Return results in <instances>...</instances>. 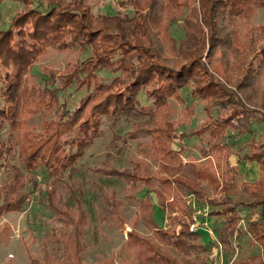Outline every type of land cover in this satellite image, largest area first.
Listing matches in <instances>:
<instances>
[{
    "label": "trees",
    "instance_id": "16d2710c",
    "mask_svg": "<svg viewBox=\"0 0 264 264\" xmlns=\"http://www.w3.org/2000/svg\"><path fill=\"white\" fill-rule=\"evenodd\" d=\"M13 1L26 3L25 0ZM27 1L31 9L23 21L21 17L14 18L0 28V66L7 70L5 74L0 72V118L11 128L9 145L5 146L0 141V172L6 174L0 189V214L23 210L25 201L32 194L26 191L27 184L36 188L38 182L36 178L28 179V176L45 168L49 180L54 179V183L51 190L47 187L42 194L47 196L48 206L57 213L64 226L60 233H53L52 241L61 254L51 256L46 251L42 260L32 259V264H82L88 214L81 206L74 209L65 202L59 184L66 173L73 175L77 172L75 165L78 159L102 137V118L108 121L133 119L129 139L151 138L161 172L156 183L137 161H133L132 168L115 166L110 152L97 170L105 176L124 181L128 185L127 190L136 191L140 185L147 189L146 197L139 200L143 213L141 219L154 230L164 246L152 238L129 233L124 248L133 263L208 264L205 257L210 249L203 245L199 232L191 233L185 223L178 232H170L159 226L156 213L159 207L163 213H174L179 209L188 215L190 205H187L186 198L202 196L203 184L209 179L206 173L214 172L211 161L202 162L221 153V148L225 147L221 144L225 130L218 129V124L221 123V128L234 124V121L221 118L225 111L243 109L247 112V107L252 106L264 112V45L254 48L249 43L246 47L241 40L244 24L255 8H264V0H123L119 4L130 5L134 12L126 17L120 13L95 16L86 0H49L37 6L31 0ZM178 21H182L184 33L180 39L169 30ZM21 25L28 28L26 38L31 40V44L26 39L13 40V31ZM257 34L264 39V25L247 32L251 36L249 41H254ZM21 35L19 33L18 36ZM164 38L168 39V44L164 43ZM129 42L135 47L137 44L134 43L140 44L137 54H130ZM171 47L173 59L165 54L166 48ZM48 48L77 49L84 58L67 77H62L61 86L57 85L56 79L46 80L51 81L48 88L52 89L45 95L55 105L61 99V92L73 89L71 93H77L84 101L75 105L73 110L67 109L69 114L57 119L58 126L42 124L41 131L30 133L22 118L36 115L40 99L35 97L36 94L33 97L31 93H21V84L38 56ZM256 56H259L257 66L249 72V66L253 67L248 62L249 57ZM236 74L241 76V80L232 88ZM96 75H100L102 81L107 75L111 79L95 86ZM116 80L119 83L113 85ZM89 84L95 89L88 91ZM119 87L121 91L115 93ZM185 88L191 89L194 99L203 101L209 122L215 120L218 123L211 132L214 142H207L209 150L202 146L201 158L186 162L183 150L174 147V136L176 132H181L188 139L197 135L198 131L187 132L185 128L193 118L194 105L188 107L183 118L188 119L187 122L180 121L176 125L169 121L171 100L182 99L180 91ZM100 92L106 94L104 99H97ZM247 117L245 120L249 124L253 122L254 118ZM70 137L75 140L73 149L68 155H58L55 148L62 140L63 145L68 146L66 142ZM119 139V136L115 137L109 148H116L121 154L123 149L117 145ZM17 155L19 161L16 160ZM190 156L186 158L190 159ZM248 159L259 164L262 176L254 183L244 182L240 186L235 178L237 172L228 159L225 163H218V168L225 170L223 180L215 179L212 185L230 202L224 204L232 206L226 211L232 214L225 217L217 236L225 251L233 250L235 226L241 218L239 213L253 209L248 214L245 232L251 235L252 242L258 244L262 252L237 264H264V144ZM152 195H155L158 206L152 201ZM102 197L106 205L102 217L108 220L117 214L123 202L118 201L115 193L109 195L102 191ZM233 197L238 202H232ZM242 199L251 202L244 205ZM254 215L258 218L252 219ZM236 233L237 238L244 234L241 230ZM44 247L46 249L47 244L44 243ZM169 248L177 250L179 256L175 257Z\"/></svg>",
    "mask_w": 264,
    "mask_h": 264
},
{
    "label": "rangeland",
    "instance_id": "374dc122",
    "mask_svg": "<svg viewBox=\"0 0 264 264\" xmlns=\"http://www.w3.org/2000/svg\"><path fill=\"white\" fill-rule=\"evenodd\" d=\"M31 1L34 2V6L39 5L42 1L45 3L49 2V0ZM66 1L69 2L70 0ZM121 1L123 0H86V5L95 16H116L118 13L124 17L132 16L134 14L132 7L128 4H119ZM25 2L24 4L13 0L0 1V28L13 21L14 18L21 17V21H23L25 14L31 9L29 1L25 0ZM260 25H264V8H255L249 21L242 28L241 40L244 44L243 46L248 47L249 43H252L250 46L259 48L264 45V39L260 34H257V38L251 42L249 41L251 36L247 35L250 29ZM19 28L13 31V40L26 39L31 44V40L26 38V30L28 32V28H25L24 25H21ZM182 29V21H178L169 27V30L178 39L184 36ZM19 33H22L21 37L18 36ZM100 37H103L102 34ZM164 43L168 44L167 38H164ZM134 45L136 47L129 42L128 46L130 47L131 55L138 53L136 49L140 50L138 46L140 44L134 43ZM36 46L39 47L38 45ZM166 49L165 54L169 56V59H173L174 53L172 52V47ZM83 58L84 55L82 56L79 50L71 48H48L38 56L33 64V69L25 76L20 89L21 93H31L33 97L36 94L35 97L38 96V100L40 99V109L36 115L22 118L23 125L30 133H37L38 130L41 131L40 127H42V124L50 125V127L58 126L59 122L57 119L59 117H66L69 114L67 109L73 110L75 105L83 103L84 100L80 99V95L71 93L73 89H70L68 92H61V99L55 105L52 104L50 97L45 95L47 91L52 89L48 88L51 81L45 82L46 80H50V78L56 79L58 81L57 85L61 86L62 77H67L73 68L82 62ZM258 60L259 56L249 57L248 62L253 65V67L249 66V72L255 69ZM203 63L207 64L204 58ZM9 68H12V66H9ZM0 72L5 74L7 70L3 66H0ZM103 77H105V81H102L100 75H96L95 86L100 84L101 81L104 83L111 79L109 75ZM235 79L236 83H233L232 88L239 83L238 81L241 80V76L236 74ZM117 83H119L118 80L113 85ZM95 86L91 88V84H89L88 91L95 89ZM119 91H121L120 87L115 93H119ZM43 93L44 95L42 96ZM121 95L118 97H121ZM97 96V99L100 100L104 99L106 94L100 92ZM180 97L182 99L173 98L171 100L172 114L169 117V121L176 125L180 121L187 122L188 119L185 118L183 120V118L188 107L194 105L195 112L193 118L187 122L185 128L187 132H198L197 135H194L190 139L183 137L181 132H176L174 147L178 150H183L185 162L188 160H198L202 156V146L207 151L209 150L207 142H214L211 139V132L217 127L218 123L215 120L209 122L204 111L203 101L194 99L190 88L180 91ZM93 103L91 102V105H94ZM247 108H249L247 112L243 109L238 112L228 109L222 115L221 118L234 121V124L227 128H221V123L218 124V129L225 130V137L223 142H221L225 147L221 148V153L214 154V156L212 155L208 160L202 162L211 161L210 166L214 172L206 173L209 179L208 182L203 184L201 197L199 195H190L186 198V201H188L187 205H190V213L186 215L179 209L174 213H163L159 207L156 213V220L159 226L166 228L170 232H178L183 223L188 227L189 223L194 221L193 216H195L199 225H201L199 233L202 243L210 249V253L205 257L208 264H237L249 256L258 255L262 252L261 247L252 242L251 235L245 232L248 225V214L253 209L244 210L239 213L241 218L235 228L236 232L241 230L244 234L237 238L238 235L235 232L232 239L233 250L225 251V247L222 244H217V230L220 231L222 229L225 217L232 214L231 212H228L229 214L226 213V211L232 209V206L224 204L230 202L223 194L217 193L212 185L216 180H220L221 182L223 180V171L225 172V170L223 167L218 168L219 161L225 163L228 159L230 166L237 172L235 178L239 186L244 182L254 183L262 176L259 164L248 158L258 152L259 147L264 144V112L258 111V109L256 110L252 106ZM246 116H248L247 119L254 118L253 122L249 124L245 120ZM102 121L103 125L100 130L102 137L94 145L86 149L83 156L78 159L75 165L77 172L73 175L69 173L64 175L63 180L59 184V189L65 202L70 204L74 209L81 206L88 214L89 223L85 239V250L81 255L82 264H109L110 262L113 264H134L131 256L127 254L124 248L129 233L135 232L141 237L152 238L155 242L164 246L159 241L154 230L141 219L143 213L139 200L146 197L148 193L147 189H143L142 185H140L136 191L127 190L128 185L124 181L116 177L105 176L97 170L102 167L103 161L107 158V153L110 152L115 166L132 168L133 161H137L141 168L147 169L148 175L158 183V179L161 176L159 163L155 159L150 137L140 136L136 140L129 139L132 123L134 122L133 119L115 118L112 121H108L102 118ZM8 126L9 123L0 118V141L5 146L9 145V134L11 132V128ZM250 128L251 131L249 130ZM118 136L120 139L117 145L123 149L121 154L117 152L116 148H109L112 140ZM73 141L75 140L72 137L68 138L66 142L68 146H64V140H62L61 144L55 148V152H58V155H68L70 150L73 149ZM226 145L228 146L226 147ZM188 155H191L190 159L186 158ZM16 160H20L18 155L16 156ZM5 177L6 174L0 172V189ZM29 177L36 178L38 182L36 188L33 187L34 185L27 184L26 191H30L32 194L25 201L23 210L0 214V264H32V259L42 260L46 251L51 256L61 254L56 250L57 246L52 241L53 233H60L64 229V226L59 221L57 213L48 206L47 196L42 194V192L47 190V187L51 190L54 179L49 180L48 171L45 168L30 174L28 179ZM102 191L109 195L115 193L118 201L123 202V205L118 208L117 214L108 220L102 217L104 208L106 207ZM151 197L156 206H158L155 195ZM237 200L236 197L231 199L232 202H236ZM242 201L244 205L251 202L249 199H242ZM257 218L258 216L254 215L252 219ZM44 243L47 244L46 249ZM169 249L175 257L179 256L180 253L177 250L173 248Z\"/></svg>",
    "mask_w": 264,
    "mask_h": 264
},
{
    "label": "built area",
    "instance_id": "2783aa9c",
    "mask_svg": "<svg viewBox=\"0 0 264 264\" xmlns=\"http://www.w3.org/2000/svg\"><path fill=\"white\" fill-rule=\"evenodd\" d=\"M193 220L194 221H191L189 223V226H188V229L191 233H196V232H199L200 228H201V225H199L198 221L196 220V217L193 216ZM206 226V224H205ZM211 232V231H210ZM219 245H221L219 242L217 243Z\"/></svg>",
    "mask_w": 264,
    "mask_h": 264
},
{
    "label": "crops",
    "instance_id": "0c3cea01",
    "mask_svg": "<svg viewBox=\"0 0 264 264\" xmlns=\"http://www.w3.org/2000/svg\"><path fill=\"white\" fill-rule=\"evenodd\" d=\"M152 198V197H151ZM152 201H153V199H152ZM154 202V201H153ZM154 204H156L155 202H154ZM166 229V228H165ZM200 231V230H199Z\"/></svg>",
    "mask_w": 264,
    "mask_h": 264
}]
</instances>
